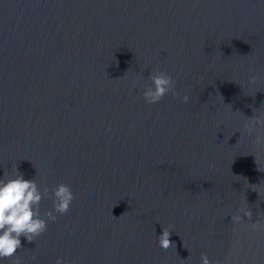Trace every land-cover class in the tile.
I'll return each mask as SVG.
<instances>
[{"label":"water","instance_id":"1","mask_svg":"<svg viewBox=\"0 0 264 264\" xmlns=\"http://www.w3.org/2000/svg\"><path fill=\"white\" fill-rule=\"evenodd\" d=\"M157 69L179 95L146 103ZM255 108L264 119L261 0H0V176L14 164L47 186L41 215L55 185L74 193L15 255L264 264V126L238 129Z\"/></svg>","mask_w":264,"mask_h":264},{"label":"clouds","instance_id":"2","mask_svg":"<svg viewBox=\"0 0 264 264\" xmlns=\"http://www.w3.org/2000/svg\"><path fill=\"white\" fill-rule=\"evenodd\" d=\"M261 2L264 3V0ZM150 76L151 84H148L142 92L146 103L158 102L169 91H173L174 95H179L174 90L173 77L167 72L157 69ZM259 79L260 75L256 73L255 69H252L249 77L250 84L255 86ZM182 100L187 102L189 96L185 94ZM247 116L248 119L243 127L238 129H241L243 133L256 135L259 128L264 126V119L256 115V108L255 115L247 114ZM256 138L258 142H264V137L256 135ZM48 193L47 186L41 190L35 178L26 179L14 164L11 171L5 170L3 176H0V264H3L4 259L8 257H12V264H22L21 258L15 255L17 248L21 246V236H24L28 241L35 240L45 231L48 220L54 221L57 219V213L64 214L69 210L74 193L68 184L61 182L51 190L53 207L41 215L40 202ZM243 214L249 217L248 220L253 215L249 208L244 210ZM231 221L238 223L244 219L240 213L236 212L233 213ZM252 226L254 228L261 227L260 219L253 221ZM170 235L171 228L163 226L162 232L157 236L160 247L168 249L175 244L170 240ZM55 264H72V262L58 256ZM200 264H214V262L208 254L201 253Z\"/></svg>","mask_w":264,"mask_h":264}]
</instances>
